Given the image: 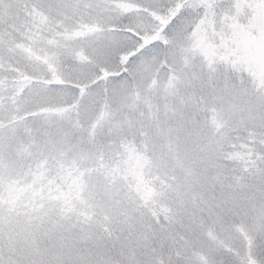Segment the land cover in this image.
Returning a JSON list of instances; mask_svg holds the SVG:
<instances>
[{
	"label": "snow or ice",
	"instance_id": "6c2138e0",
	"mask_svg": "<svg viewBox=\"0 0 264 264\" xmlns=\"http://www.w3.org/2000/svg\"><path fill=\"white\" fill-rule=\"evenodd\" d=\"M0 264H264V0H0Z\"/></svg>",
	"mask_w": 264,
	"mask_h": 264
}]
</instances>
